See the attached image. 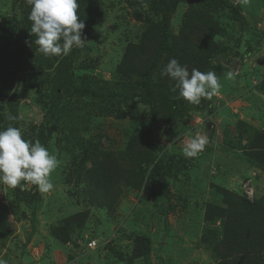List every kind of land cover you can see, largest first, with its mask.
Wrapping results in <instances>:
<instances>
[{
  "label": "rangeland",
  "instance_id": "1",
  "mask_svg": "<svg viewBox=\"0 0 264 264\" xmlns=\"http://www.w3.org/2000/svg\"><path fill=\"white\" fill-rule=\"evenodd\" d=\"M18 2L0 0V23L19 16ZM128 2L133 3L97 1L99 14L92 11L94 25L81 34L85 47H80L84 50L77 61L78 66L84 57L88 66L84 70L76 66L77 73L102 82H119L114 71L123 49L136 41L145 27L134 18ZM166 4L174 35L186 31L191 20L217 24L214 42L219 50L203 62L201 72L215 71L222 85L218 95L201 98V110L185 100L178 106L176 118L166 114L167 121L155 134L161 147L158 154L164 160L176 157L184 162L181 166L173 162L169 179L164 178L169 198L164 204L167 211L159 212L152 200H145L149 193V163L142 164L146 173L141 186L132 187L128 182L134 170L138 171V164L126 150L124 135L144 127L148 107L133 103L129 96L123 101L109 100L108 103L120 104L104 108L102 114L85 108L93 118L80 126L83 141L98 149L102 163L93 165L88 160L85 169L98 166L105 170L90 190L94 194L104 189L106 199L101 193H95L94 198L106 204H98L86 191L85 182L76 172L79 154L74 156L72 149L61 150L57 145L52 149L49 138L43 139L40 143L60 160L51 174L54 188L44 193L29 182L22 186L21 191H30L38 206L37 231L23 249L30 221L17 219L13 188L0 184V229L12 232L3 249L0 247V259L8 264H143L140 259L129 263L128 254L134 237L145 234L152 240V264H215L217 261L205 245L214 238L212 230L218 224L207 226L203 220L204 208L212 201L215 188L224 187L250 200L264 197V165L251 159L247 147L253 134L264 135V0H166ZM150 5L152 14L158 16L157 0H150ZM142 11L147 13V8ZM1 34L4 35L2 30ZM159 71L160 67L153 75ZM228 73H232L231 78ZM37 84V92L17 87L14 93L20 130L26 124H33L37 132L41 128L39 105L50 98L52 87L41 77ZM177 95L180 99L179 92ZM169 99L166 97L164 103ZM76 102L69 108L75 115H69L66 126L54 134L55 141L69 139L62 137L63 132L72 131V123L86 120L83 111L76 112V106H85L83 101L77 98ZM181 108L184 110L180 113ZM198 133H208L209 143L197 157H186L183 148ZM75 216L79 217L80 227H72L65 245L55 242L50 236L52 228ZM90 238L97 241L94 250L84 246Z\"/></svg>",
  "mask_w": 264,
  "mask_h": 264
},
{
  "label": "trees",
  "instance_id": "2",
  "mask_svg": "<svg viewBox=\"0 0 264 264\" xmlns=\"http://www.w3.org/2000/svg\"><path fill=\"white\" fill-rule=\"evenodd\" d=\"M97 1L78 0L80 5L78 16L85 23L82 34L94 25L95 16L92 11L96 10L99 14ZM131 1L133 3L128 2V4L134 10V18L145 27L139 37H135L136 41H130L124 47L121 61L114 71L119 82L113 83L102 82L93 76L77 73L75 68L84 48L82 50L74 46L72 48L74 50L66 55H41L39 46L35 44L37 37L31 33L32 21L29 19L31 5L29 0H19L17 4L19 16L14 20L11 17L9 22L0 23V30L4 33L0 35V130L9 126L20 129L18 102L14 97L17 87L29 88L37 92L39 77L44 83H51L50 98H46L39 105L42 111L41 128L37 132L33 124L23 125L22 135L32 141L49 138L52 149L57 145L61 150L72 149L74 156L76 153L79 154L76 172L85 182L86 191L93 194L90 189L98 183L99 176L105 170L98 166L85 169L88 160L93 165L102 164L96 153L98 149L91 147L90 142L85 143L82 137L84 133L80 132L81 124L93 118L91 112L86 109L93 108V112L102 114L104 108L106 110L111 106L116 108L120 104L112 101L108 103L109 100L123 101L129 96L133 103L146 105L148 113L144 127L124 135L126 150L138 164L136 165L138 171L134 170L128 182L132 187L141 186L146 173L142 164L149 163L151 165L148 171L149 193L145 200L147 198L152 200L153 206L159 212L165 213L167 207L164 204L169 198L164 178L169 179L173 162L178 166L183 165L184 162L176 157L172 160L171 157L164 160L158 154L161 147L158 146L155 134L160 125L167 121L166 114L167 117L176 118L174 117L176 110L182 103L185 104V100L178 98L179 89L173 90L175 81L167 76H161L160 71L157 76L153 74L159 70V67L162 71L172 58H176L181 65H187L189 72L193 68L201 71L203 62L219 50V45L214 42L219 29L216 27L217 24L191 20L186 31L174 35L166 0H157L158 16L152 14L150 0ZM143 7L147 8V13L142 11ZM156 17H160L157 22ZM86 62L82 57L77 68L84 70L88 66ZM166 97L170 99L164 103ZM77 98L82 100L85 106L80 108L76 106V112L83 111L86 120L72 123V131L63 132L62 137L69 139L63 142L55 141L54 134L62 126H66L69 115H75L69 108L78 104ZM195 109L201 110L200 104L196 105ZM183 110L181 108L180 113ZM9 114L15 119L9 120ZM83 143L92 149L87 148ZM247 147L251 159L264 165V135L253 134L248 139ZM165 165L168 167L166 168ZM26 184V181H22L21 185L13 188L16 217L18 220L28 219L31 226L23 249L31 242L37 231L38 211L37 202L30 191H21L22 186ZM95 193H101L104 199L107 198L106 192L103 194L104 189ZM94 199L98 204H106L105 201H99L102 199ZM203 214L205 225L218 224L212 230L214 238L205 245L217 261L215 264H264V197L259 199L254 197L250 200L244 194L217 187L212 201L206 204ZM80 224L77 216L66 218L62 225L52 228L50 236L55 242L65 245L70 240L72 227L75 225V228H78ZM11 235L12 232L0 229L2 249ZM151 246L152 240L148 235H136L128 254V262L140 259L143 264H152ZM44 249L48 253V246L44 245Z\"/></svg>",
  "mask_w": 264,
  "mask_h": 264
},
{
  "label": "clouds",
  "instance_id": "3",
  "mask_svg": "<svg viewBox=\"0 0 264 264\" xmlns=\"http://www.w3.org/2000/svg\"><path fill=\"white\" fill-rule=\"evenodd\" d=\"M29 4L31 33L37 37L35 44L41 53L59 56L66 55L74 46L83 47L81 34L85 23L78 16V0H29ZM161 76L175 81L173 90L178 88L179 95L195 105L201 103V98L218 95L222 87L215 71L201 72L193 68L189 72L187 65H181L176 58L169 60ZM228 76L231 78L232 73ZM8 119L15 118L9 114ZM208 143L209 134L198 133L188 139L183 153L189 158L197 157ZM59 165L57 155L50 153L39 140L25 139L19 128L9 126L0 130V184L15 188L26 181L47 193L54 188L51 174ZM0 264L8 262L0 259Z\"/></svg>",
  "mask_w": 264,
  "mask_h": 264
},
{
  "label": "built area",
  "instance_id": "4",
  "mask_svg": "<svg viewBox=\"0 0 264 264\" xmlns=\"http://www.w3.org/2000/svg\"><path fill=\"white\" fill-rule=\"evenodd\" d=\"M86 249L93 250L97 247V241L96 240H90L86 243Z\"/></svg>",
  "mask_w": 264,
  "mask_h": 264
},
{
  "label": "crops",
  "instance_id": "5",
  "mask_svg": "<svg viewBox=\"0 0 264 264\" xmlns=\"http://www.w3.org/2000/svg\"><path fill=\"white\" fill-rule=\"evenodd\" d=\"M37 249V248H36Z\"/></svg>",
  "mask_w": 264,
  "mask_h": 264
}]
</instances>
